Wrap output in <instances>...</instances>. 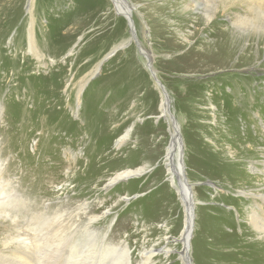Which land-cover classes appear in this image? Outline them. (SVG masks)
<instances>
[{
    "label": "rangeland",
    "instance_id": "rangeland-1",
    "mask_svg": "<svg viewBox=\"0 0 264 264\" xmlns=\"http://www.w3.org/2000/svg\"><path fill=\"white\" fill-rule=\"evenodd\" d=\"M119 1L0 0V177L11 195L0 249L29 246L25 255L0 251V264H183L176 239L189 220L191 264H252L259 238L246 206L264 159V32L239 35L226 13L251 16V26L264 12L239 0L226 10L202 0L189 12H178L177 0ZM215 6L204 23L199 12ZM214 21L235 43L231 63L252 58L181 68L176 59L216 41ZM194 52L183 62L203 63ZM169 112L180 140L171 163L180 158L190 185L188 221L179 179L170 182L165 164ZM165 245L169 258H146Z\"/></svg>",
    "mask_w": 264,
    "mask_h": 264
},
{
    "label": "bare ground",
    "instance_id": "bare-ground-1",
    "mask_svg": "<svg viewBox=\"0 0 264 264\" xmlns=\"http://www.w3.org/2000/svg\"><path fill=\"white\" fill-rule=\"evenodd\" d=\"M201 1L202 0H179V1L177 0L175 8L177 9L178 12L179 11L180 12L181 11L182 12L194 11V10H197L198 7L201 6ZM211 1H220L223 4L224 10H226L228 8V4H226V2L228 0H206V2H209V3ZM233 1L237 2L238 0L237 1L233 0ZM239 1L247 3L248 4V6L246 5L247 9H248V7H249V9H251L252 7L254 8V6L256 5V7L259 10L264 12V0H239ZM30 2H32V1H30ZM119 2L120 1L118 0V2H115V4L119 3ZM8 6L9 5H7V7ZM116 6H117V9L119 11H121L124 14H126L127 17L130 18L129 17V11H128L127 8H123V7L120 8L119 5H116ZM215 11H216V6H215V10L214 11H212V10L209 11V12L200 11L199 13H200L201 20L204 23H207L209 20H211L214 17ZM178 12H176V15H177ZM258 13L260 14V12H258ZM226 14L228 16L229 22L232 25V28H231L232 31L233 32H237L239 35H242L244 33H248L249 31H251V32L255 31L256 33L260 32V31L264 32V21L262 22V21L259 20L257 22V20H256L257 23L252 22V24L250 26L249 23L252 21L251 20L252 19L251 16L236 14L235 12H231V10L227 11ZM232 17H233V20H232ZM223 27H224L223 23H221V22L219 23V22L214 21L212 23V25L209 26V28H210L209 34H210L211 37L215 36L216 37V39H215L216 41L215 42H201L202 43L201 47H199L197 49H195L194 47L191 48L190 53L194 52V50L196 51V54H197V51H199L201 53L200 57L201 56L203 57V59H204L203 63H199L198 64V63H196L197 62L196 61V62L187 64V63L183 62L184 59H189L190 58V53L187 54L186 56L184 55L181 58L176 59L175 62L181 68L186 67L187 68L186 70L190 69L192 71H195V70L202 71V70L208 69L209 65L213 66V67L215 66L214 65L215 63L214 64H211V63L208 64L207 63V62H210L212 58H213L212 60H214V58L215 59L217 58L220 61V62L217 61L218 63H220V65L216 62L220 67L228 66V65H231V64L232 65L233 64H240L241 62H244L245 60L251 59L252 57L250 58V56L242 55L234 63H231V61H230V56H231L230 49H231V46L233 44H235V43H233V42L231 43V42L228 41L229 34H228V32L224 31ZM31 39H32V36H31ZM31 39L29 41L30 49H32V47H33V43H32L33 41H31ZM181 46L178 43L175 44V45L170 44V45H168V49L169 50H174V49L176 50V49H178V47H181ZM194 54H195V52H194ZM198 60H200V59H198ZM187 65H190V66L187 67ZM149 68H151V66ZM210 69H212V68L210 67ZM152 75H153V73H152ZM246 88H247V90L250 89L247 86H246ZM238 90H241V89H238ZM252 91L253 92H257V90H252ZM252 91H249L247 93H251ZM164 93H165V90H164ZM243 93L245 94V92H243ZM165 95H166V93H165ZM246 96H248V94ZM234 97H235V95L233 97L230 96V101L233 100ZM164 102L165 103L160 106V110H161V112L166 113V110H167L166 97L164 98ZM226 103H227V101H226ZM253 106L254 105L250 106L249 108H253ZM213 115L216 116L215 114H213ZM170 116H171V114L169 112V115H167V117L169 119L170 129L172 131L173 138H172V141H171L172 142L171 146H170V148L168 149V152H167V156H166V159H165L166 160L165 164L167 166V171H168L170 182L175 186V176H177L178 179H179L178 186H180L182 191H183L181 193L179 192V195H180L181 199L184 202L185 211H186V214H187L186 215V219L188 221V219L192 215V210H193L192 209V203H191L192 202V198L189 197V195H190V193H189L190 185L188 184L187 180L183 178L184 173H183V170H182V167H181L182 164H181L180 158H178V157L176 158L177 161H176L175 165H173L171 163V159H172V156H173V150H174L173 146L175 144H178L180 140H179V133H178L177 125L175 124L174 120L172 121V119H171L172 116L171 117ZM170 119H171V121H170ZM129 135H130L129 130H126L125 134L121 137L120 141H118V142H122V141L126 140L129 137ZM72 164H73L72 161H68L67 170L65 171V168H64V171H61V172H64L65 181L66 182L70 181L69 180L70 178L68 176V171H69V169L72 168ZM144 169H145V166H142V167H140L138 169H135V170H128L127 169L125 171H122L121 173L116 174L115 177L110 178L109 182L112 183L115 180L120 179L122 177H125L127 175L140 174ZM254 169H255V171H253V172L256 173L255 177L257 178L258 182H257V185H256L255 192L252 195L253 196L252 197V201H251V203H249L246 206V214H247V216L249 218V222H250V225L252 227V231L256 235H258L259 239H258V241L256 243H253L254 247L249 248V249L253 253V263L252 264H264V159L259 163V165H256L254 167ZM3 170H4V164H3L2 161H0V173ZM51 173H52V175L50 177L53 178L54 176L57 175V169L54 168L51 171ZM8 184H9L8 180H4V179H2V177H0V217L4 216V213H2V211L4 212V205L7 204V202L11 199V195L6 191V188H5L6 186H8ZM17 197H18V199L20 201H22V199L20 198L21 195H20V197L19 196H17ZM11 215H13V214H11ZM187 221H186V223H187ZM187 225H188V227H185V230L182 231L181 236L177 237V239H176V240L180 241L181 243L179 244L180 248L179 249L176 248L175 252H176V254H179V257L182 260L183 264H191V259L189 257V251H188L189 250V248H188V239H187V236H188L187 231H188L189 227L191 228L190 220L188 221ZM165 240H167V239L164 238V241ZM176 240H175V242H176ZM121 244H122L123 250L126 252V257H127V254L129 253V250H128V248H127V246L125 244H123V243H121ZM4 245H3L4 248H1L0 251H9V253H19V254H21V253H23V251L26 248H29V246L28 247L27 246H24V247L23 246L22 247H12V246H9L8 243H5ZM107 246L110 248V247H113L114 244H110V245H107ZM170 251H171L170 246L169 245H165L162 248L152 249L151 251L147 252L146 254H148V256H146V258H150V260H149L150 262H151V258L153 257V255L161 256V258L167 259V258H169L171 256ZM155 252H157V253H155ZM105 253L106 252H104V255H105ZM19 254H17V255H19ZM19 258H21V257L19 256ZM127 260H128V257H127Z\"/></svg>",
    "mask_w": 264,
    "mask_h": 264
},
{
    "label": "water",
    "instance_id": "water-1",
    "mask_svg": "<svg viewBox=\"0 0 264 264\" xmlns=\"http://www.w3.org/2000/svg\"><path fill=\"white\" fill-rule=\"evenodd\" d=\"M190 190V189H189ZM189 193H191V192H189ZM189 197H190V195H189Z\"/></svg>",
    "mask_w": 264,
    "mask_h": 264
}]
</instances>
